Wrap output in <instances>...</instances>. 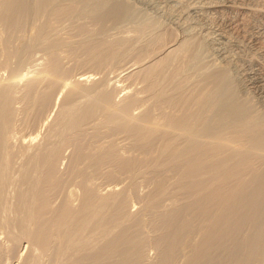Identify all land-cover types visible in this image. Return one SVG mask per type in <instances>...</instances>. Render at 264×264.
I'll use <instances>...</instances> for the list:
<instances>
[{"label":"bare ground","instance_id":"6f19581e","mask_svg":"<svg viewBox=\"0 0 264 264\" xmlns=\"http://www.w3.org/2000/svg\"><path fill=\"white\" fill-rule=\"evenodd\" d=\"M0 264H264V0H0Z\"/></svg>","mask_w":264,"mask_h":264}]
</instances>
